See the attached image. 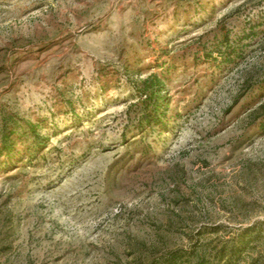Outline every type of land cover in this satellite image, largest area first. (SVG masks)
I'll list each match as a JSON object with an SVG mask.
<instances>
[{
	"label": "rangeland",
	"instance_id": "1",
	"mask_svg": "<svg viewBox=\"0 0 264 264\" xmlns=\"http://www.w3.org/2000/svg\"><path fill=\"white\" fill-rule=\"evenodd\" d=\"M241 243L264 264V0H0V264Z\"/></svg>",
	"mask_w": 264,
	"mask_h": 264
},
{
	"label": "trees",
	"instance_id": "2",
	"mask_svg": "<svg viewBox=\"0 0 264 264\" xmlns=\"http://www.w3.org/2000/svg\"><path fill=\"white\" fill-rule=\"evenodd\" d=\"M151 117L152 115H146L142 120H151ZM244 246V243H241L239 247L222 248L219 251L216 250L211 257H208L206 250L202 248L195 249L187 256L174 251L152 264H239Z\"/></svg>",
	"mask_w": 264,
	"mask_h": 264
}]
</instances>
